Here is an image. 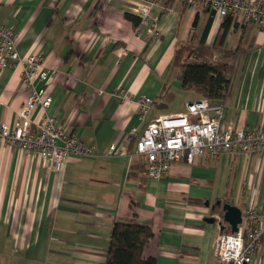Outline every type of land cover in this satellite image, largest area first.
<instances>
[{"label": "crops", "instance_id": "crops-1", "mask_svg": "<svg viewBox=\"0 0 264 264\" xmlns=\"http://www.w3.org/2000/svg\"><path fill=\"white\" fill-rule=\"evenodd\" d=\"M139 3L0 0V22L17 33L18 55L44 57L52 98L46 114L94 153L70 157L55 173L40 157L0 145V264H105L115 222L151 228L143 257L155 264H219L222 224L204 221L216 203L264 209L260 156L177 161L165 177L151 179L135 154L154 118L198 99L182 88L172 62L209 20L205 44L224 34L223 47L235 54L229 94L211 104L224 105L223 121L233 129L264 126V28L225 24L206 7L163 0L151 9L150 33L125 16ZM21 78L19 64L0 69V122L10 127L29 95ZM142 97L153 100L143 118ZM41 115L37 107L32 120ZM263 245L264 236L251 264H264V254L257 261Z\"/></svg>", "mask_w": 264, "mask_h": 264}, {"label": "built area", "instance_id": "built-area-1", "mask_svg": "<svg viewBox=\"0 0 264 264\" xmlns=\"http://www.w3.org/2000/svg\"><path fill=\"white\" fill-rule=\"evenodd\" d=\"M163 0H140L132 9L139 20L138 28L151 29V9ZM189 8L206 7L220 17L234 21L255 23L264 28V0H179ZM17 33L0 22V69L8 65L21 66V82L29 90L28 98L19 111L13 126L0 122V145H7L34 154L48 162L59 173L70 157H94L92 149L77 137L67 133L63 124L48 116L52 98L46 91L49 72L41 54L21 58L16 49ZM39 84V86H37ZM153 100H139L140 117L148 112ZM39 107V121L32 120ZM224 105L197 99L185 103L179 113L160 115L143 130L135 154L145 165L151 179L167 175L172 163L183 161L191 165L195 158L209 156L216 160L225 154H240L264 159V126L233 129L223 121ZM110 152L115 147L109 148ZM123 148L119 155H123ZM215 222L222 224L219 212ZM235 233L220 232L215 241V256L219 264H251L264 236V209L245 204L241 209V223Z\"/></svg>", "mask_w": 264, "mask_h": 264}, {"label": "trees", "instance_id": "trees-1", "mask_svg": "<svg viewBox=\"0 0 264 264\" xmlns=\"http://www.w3.org/2000/svg\"><path fill=\"white\" fill-rule=\"evenodd\" d=\"M134 26L139 20L131 14H125ZM230 16L223 17V23H231ZM210 27L207 22L199 40L191 38L180 44L175 51L172 67L176 77L186 91H192L198 99L209 103L221 101L231 88L230 77L234 71V51L222 45L224 34L212 45L205 44ZM142 162V161H141ZM145 171V165L140 163ZM216 205L213 211L218 210ZM222 232H229V226L223 222ZM153 237L150 227L129 222H115L109 236V246L105 264H155L153 258H144L143 251Z\"/></svg>", "mask_w": 264, "mask_h": 264}, {"label": "water", "instance_id": "water-1", "mask_svg": "<svg viewBox=\"0 0 264 264\" xmlns=\"http://www.w3.org/2000/svg\"><path fill=\"white\" fill-rule=\"evenodd\" d=\"M205 205L208 206V203H205ZM216 206L219 207L217 212H219L222 221L230 227V232H237V226L241 223V209L235 205L221 203L220 201L216 203ZM204 221L206 223H214L215 219L213 217H208L205 218Z\"/></svg>", "mask_w": 264, "mask_h": 264}, {"label": "rangeland", "instance_id": "rangeland-1", "mask_svg": "<svg viewBox=\"0 0 264 264\" xmlns=\"http://www.w3.org/2000/svg\"><path fill=\"white\" fill-rule=\"evenodd\" d=\"M190 95V94H189ZM263 159V158H262ZM259 164H261L260 162H259ZM264 254V245L263 246H261V248L259 249V251H258V254H257V261L259 260V258L262 256Z\"/></svg>", "mask_w": 264, "mask_h": 264}]
</instances>
